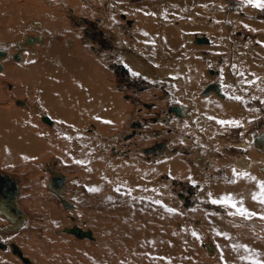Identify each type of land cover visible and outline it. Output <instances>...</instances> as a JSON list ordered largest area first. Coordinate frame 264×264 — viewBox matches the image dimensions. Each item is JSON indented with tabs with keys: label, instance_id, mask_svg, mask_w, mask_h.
Masks as SVG:
<instances>
[{
	"label": "rangeland",
	"instance_id": "374dc122",
	"mask_svg": "<svg viewBox=\"0 0 264 264\" xmlns=\"http://www.w3.org/2000/svg\"><path fill=\"white\" fill-rule=\"evenodd\" d=\"M15 1L19 5L24 4L23 0H15ZM27 1L30 3L29 4L30 6L27 5V7H25V10L29 11V9L31 8V4L33 7L34 3H32L30 0H27ZM72 1H78L79 4L82 3L83 5H86L88 12L80 14L79 12H76L77 10L74 5L66 6V4L62 3L63 1L60 2V4L53 5L54 8H58L61 17L63 14L62 18L64 19L62 20H64L66 24H68L67 26L69 27V29H67L68 27L64 29L60 22L59 24L58 22H55L54 25L55 24L56 25L54 26L39 16H33L29 14H25L24 18L20 20V18H18V13L16 9H13V11H11L9 14L5 13L3 15L1 13L3 19L0 18V45H2V47L0 46V49H4L8 52V54H6V56L3 59H5L8 56L10 57L3 62L4 72L3 74H0V98H2L1 100L3 101L2 102L3 105L4 104L6 105V106L4 105L5 107L11 108L9 104L10 103L12 104L13 108L11 112L13 111L12 112L13 114L15 111L20 112V110H23L25 107V106H17L15 103H13V99L18 100V101L23 100L27 103V105L30 104L29 105L30 107L33 104L34 105L32 107H34L35 105H38L41 107V104L38 102L39 98L34 97L35 95L33 96L31 92L23 91L24 93L22 92L23 94L21 96L16 95L15 92L24 87L23 83L20 84L21 82H24V84L27 85V87L30 89L32 87L36 88L37 82L35 81L34 78H38V76H41L40 72L43 69V63L45 64V60H47L48 58L50 59L52 58V61H54L55 63L54 66L50 67L48 66V64H46L45 66L48 68L50 67L52 69L54 68L59 72L62 71L64 72V75L69 74V73L68 74L65 73V71L68 72L70 69H74V70H70L72 72L70 73L72 77L70 75L68 76L69 78L71 77L72 80H74L73 78H75L76 76V75H72L73 72H75L74 74H76V71H79L77 74L80 73V75H78L79 77L78 76L76 77V78H80L78 79V81L80 80L79 82L80 86L78 88H80L81 90L85 88L87 89L86 91H88L87 96H86L87 101L85 100L86 105H83L82 108L92 107L91 110L94 109L97 111L101 108L99 104L103 103V101L106 98H108V101L105 100L104 104H101L102 110L99 111V114L105 113L106 116L105 115H103V117L101 116L100 120L86 119L87 120L85 124L86 126L84 125L83 127H81L82 129H79V131L83 132L84 135H87L88 137H90L93 134L91 138H92V141L95 142L94 146L92 147L86 144L85 141H83L85 139L82 138V140L80 141L84 143L82 142H81L82 144L79 143L80 145L79 147L81 149L79 147L75 148L78 150L80 149V152H85L88 155L85 160L86 163L84 161L83 162H74V161L70 162L69 159L71 160V158L67 159L68 157H66V155L64 156L65 159H63L62 156L64 155V153L60 154L61 155L60 157L63 159L61 161V158L58 156V153L57 155H55L56 153L53 154L51 151H49V152L43 153V156L40 154V159H37L34 162L32 161L22 162V163L15 162L14 165L8 166V167L6 166L4 167L0 165L1 175L8 176L9 178L11 177L17 180V185H19L18 186L19 192H21L20 194H18L19 195L18 196L19 200L17 203L18 208L20 207L19 209L20 210L22 209L21 211L23 212L24 215H26V218H27L26 220H28V221L26 220L24 221L25 224H23L17 230V233L15 234H11L9 236L8 231L6 232L5 235H2L0 232V238H1L0 240H2L3 238L4 239L7 238V240H5L4 242L6 243L9 242L11 244L13 243V245L17 246L18 248L20 247L19 249H22V251L24 252L23 254L26 255V256L24 255V257L28 258L33 264H206L208 262H214V261L221 259V255H222L221 250H220L221 248H219L218 246L219 242L214 238V234L217 235V232H218L220 234L218 236V239L221 238L220 240L222 242V245H224L223 243H225V240H229L228 246L230 245L229 249L231 248V251L233 249L236 250L235 248H239L237 247L239 246L238 243L240 244L239 249L244 248V246H246L247 244L256 245V243H258L260 246L258 244L256 246H259L260 248L258 249H261V251H263V252H260L262 254L261 256L263 257L264 242H262L263 244L262 246L260 241H264L263 240L264 239V227H263L264 219H261V217H264V204L259 203L260 189L256 186V184L257 182H264V179H263L264 174L258 173V172L256 173L254 171L245 172L248 174V176H246L248 179L246 177H243L242 178L243 181L240 182V186L238 187V185L236 184V179L239 180V178L238 176L233 175V172H231L230 170L232 167L229 168L228 167L229 165L227 163L237 160L235 158H237L239 155L241 156L252 155L253 156V154H256L255 148L253 147L251 148V150H253L252 152L254 153H250V152L247 153L245 152V150H242L241 148L237 147V145H239L237 144V142H239L240 139H242V141L244 139H247V140H251L250 142H252L254 145L255 142L253 141L252 138H254L255 135H259L262 132L264 133V117H260L261 115L259 116V118H263V119H260L261 121L257 119L258 117L255 118L256 116L254 117L256 121H254L253 119H249L248 121L249 123L247 124L248 126L246 125L245 127L246 131L244 132L242 131L240 125L234 124L233 127L235 128L233 129L235 130L234 131L235 136H233V138H230L231 136L229 135V137H227L226 139H222V136H221L222 134H218L220 133L218 131L222 129H223L222 131H224L225 128L231 129L230 128L231 126H228V124L221 125L217 123V121L214 122L210 120L211 122H209L210 123L209 126L212 129L211 128L209 129L212 130L210 131L212 132V136H208V137H210L212 141H210L208 138L209 142L206 145L204 144V142L202 141L200 142L199 138L197 140L196 134L198 133L197 131H194V129L192 128H191L192 131L190 130V125L188 124V122H186V127L183 125L185 124V122L182 124V126L185 127L184 131H179V132L174 131V129L177 127L174 125L175 128L174 127L172 128L171 124L173 125L172 122H175V121L178 122V121L173 120V117L176 118V115L168 114V107L169 106H179L185 109L189 108V105L187 106L186 102L183 100L182 102H179V103L177 102V99L174 101V98H173L174 90H172L173 93L170 92L172 89L171 87H174V89L178 88L177 86L180 82L178 80L179 77L178 76H175L177 78L171 77V79H169L170 81L167 80L166 82L162 81V83L161 82L159 83V80L158 82H156V80L152 79L149 75L148 76L150 78L147 77V73H146L148 72L147 67H145L144 69L142 68V70H140L141 73H137L138 75L134 76L133 73L135 72H133V70L129 66L126 65L127 62H125V60L127 59V56H126L127 54L128 56L132 58H135V57L142 58V59L145 58L146 62L148 61L147 63H150V60H151V59H148V57L146 58L145 57L146 55L144 56V54L141 53L142 49L140 50L141 51L140 52V51H137L134 46L130 45V42L135 38L133 31H131L133 28L132 26L135 24L134 20L135 18L138 17L139 13L134 14V13H131L129 10H128L129 12L124 11V9L125 10L127 9L124 8L123 6L125 4H128L129 8H133L134 4L138 2L143 3L144 0H128L127 2L125 0L124 1L118 0L119 1L118 8L121 7L118 9L119 11L118 20L121 24L113 25L114 27L108 25V23H110V21L108 20L110 19L108 18L107 20L106 18L108 11L111 12L110 18H113L112 14L113 13L115 14L116 12L114 11L117 10L115 6H111L110 3H108L110 0H86V2H88L89 4H86L85 0H81V1L71 0V2ZM179 1L184 2V0H179ZM185 1L188 2V6H186L188 10L187 12L188 15H186L187 17L183 16L182 21H185L186 26L190 25V26L203 27L202 30L200 28V30L197 31L196 33L190 34L189 40L191 39L195 41L196 36L197 37L204 36V37L209 38L210 42L212 43V44L210 43V45H204V44L194 45L193 43L195 47L199 46L198 53L193 52L192 54H187L189 58L190 57L195 58V60L198 62V63H195L197 68L200 66L197 70H198V77H201L200 78L201 85L206 84V83H213L214 81L216 82L217 80L219 82L221 80L220 76L218 77V74L210 75L207 71L208 68L216 69V70L218 68L214 66L215 61L213 58H217V64H215L217 66L222 64V65H225L224 67L228 66L230 68H234L235 66L232 65L228 57L231 55V53L232 54L238 53L237 49L241 51L243 50L247 51L245 54H248V57L252 58L251 69L249 70L246 68L243 69L242 74L244 75L245 79L249 81L248 82L249 84L251 83L250 84L251 86L253 85L254 87L256 86L257 88H259L260 85H264V82H262L263 84L259 83L260 76L264 74V52L255 53V48L257 50L258 48H260L259 40L264 37V31L251 34L243 26V24H245L246 22L257 23V24H261L262 26H264V9L252 7L251 4L247 2V0H210V1L209 0H185ZM14 5L15 4H13V7ZM19 5L18 7H21ZM93 8H96L97 11L93 12ZM0 10L2 11V9ZM24 12H27V11L23 10L21 14H23ZM95 13H101V14L97 16L95 15ZM190 14L191 15L193 14V17H189ZM194 15L197 17H195ZM122 16H124L125 18L123 19ZM11 18H13V20ZM32 19H38V21L41 22L42 24L41 35H42L43 45L40 47L39 46L31 47V48H34L35 51L40 52V55L37 58H28L27 54L24 52L25 59L22 62L16 63V61H14L13 57L11 56L12 54L14 56V54L18 52V50H16V46L14 45V43H21L22 40L26 37V35H29V34L37 35L34 31L35 27L33 26V24L30 27V22L32 21ZM58 27L59 29H57ZM139 41L143 43L142 40H139ZM127 42L129 43V45ZM165 42L167 41H164V43ZM152 43H153L152 41H150V43H146L145 47H147L149 50L152 48L150 51L152 52L154 51L153 53H155V55L159 57L160 54L158 52V48L154 43L153 44L155 46L152 45ZM174 43L176 42H171L170 45L169 43H167L168 44L167 46H169L168 50L173 49V53L171 54L172 52L171 51L169 54H166L165 58H162L163 59L162 62L164 61L167 62L168 60L166 59L167 55L168 57L176 56V54L178 53L177 54L178 56L179 53L181 52L182 44L178 42L176 43L177 45H173ZM5 44L9 46L6 47L4 46ZM233 44L235 48L232 47L234 51L232 50L230 53L229 47L232 46ZM257 45L259 46L257 47ZM203 46L204 47L209 46V47L206 49ZM104 48H109V49H104ZM175 48L176 50L177 48H179L177 52ZM77 50L80 55L78 58H77V55H78ZM201 51H206V52H201ZM65 54L67 55L69 54L70 56L73 57V63L74 62L76 63L79 61L82 64H84L85 68L81 65L77 66L76 64H78L79 62L76 64H73L71 62L72 57H70L69 55L67 56ZM124 54L126 57L124 56ZM201 54L203 55V58L201 57L202 56ZM211 55H213L212 59L214 63L211 61L209 62L205 61L207 59L204 57H207V56L210 57ZM66 56L69 59L68 58L63 59ZM232 56H235V55H232ZM253 56L255 57L253 58ZM61 57H63L62 58L63 60L61 59ZM56 58L61 60L59 64L56 63V61L58 60L57 59L55 61ZM218 60H221L222 63ZM151 62H153V60ZM246 62H247V58H246ZM230 63L232 66H230ZM120 64H122L124 68H126L127 70L126 73L121 74L118 72V65ZM95 66L98 68H95ZM13 69L14 71H12ZM9 70L12 71L13 73H12V76H9V78H7L9 75L8 74ZM82 70H83V75L81 74ZM92 71H94V74L92 73ZM62 72L61 74H63ZM202 73H205V78L202 76L203 75ZM14 76L16 77L14 79H11ZM94 77H96L97 79ZM231 77H232V74H231ZM251 77L253 79H251ZM249 79L251 81L255 80L254 81L255 83L250 82ZM247 81L245 82L243 80L244 83H247ZM7 84H10L12 86L11 90L8 89ZM231 84H233L232 80H231ZM233 85H232V88L233 87L235 88V86ZM99 86H101L102 88ZM88 87H90V89ZM96 88L99 90L98 92L95 90ZM24 89L25 88H23V90ZM30 89H27V90H30ZM222 89L223 91H225L224 87ZM102 93H105V94H102ZM211 95H210V98L215 97L214 94L213 96ZM260 95H264V92H262ZM105 96L106 98L103 99V97ZM225 97L226 98L222 100H225L228 103L230 100L236 101V103L239 102V105L242 106V109H243V110H240L242 111V114H245V112H247V114L250 113L251 111L254 112V110L256 109V106L261 104L260 99H254V101H252L251 99L247 97L245 98L244 95L243 97H239V99H236L237 96L235 95H229V96L227 95ZM77 98L79 97L74 96L73 98H71L70 101L68 100L67 102L69 104L65 102L63 103L62 101L59 100L60 103L58 104L61 106L59 109L63 110L64 112L65 111L68 112L70 109H72L73 106L76 105L75 103H73L75 102L73 99L80 102ZM81 99L83 100L85 99V97ZM99 99H102V102H99L98 104L97 101H99ZM216 100H219V99L217 98ZM109 101L111 103L117 102L120 105L117 103L115 104L112 103V107H111L110 106L111 104L110 105L107 104V102ZM78 104L79 103H77V105ZM77 105L75 107H77ZM78 106L81 107L80 105ZM75 107L73 108L79 111L80 108L78 107L79 109L78 108L76 109ZM258 108L260 109V106ZM261 108H263V106ZM110 110L112 111L114 110V111L110 112ZM116 110H118V112ZM42 112L49 119H51L50 115L47 112L45 111H42ZM67 112L65 113L68 119L71 116L69 115V113L67 114ZM116 112H117V115H116ZM120 112H123L122 115ZM219 112L222 113L223 111H219ZM119 113L121 117H119L120 116ZM261 114H262V111H261ZM115 117L118 119V121H115L117 120L115 119ZM33 118H34L33 120H35L36 122H39L42 126L44 125L42 124L41 120H38L37 118L36 120L35 117ZM178 118H182V117L178 116L176 119ZM52 120L54 119H51L50 121L52 122ZM55 121L56 120H54V122ZM137 121L138 123H140V127L134 128L135 133H136L135 137L133 139V142H129L131 138L128 137L125 139V134L130 133V129L132 128L133 122H137ZM62 125H64L68 129H74V126L70 124H66V122H64V124ZM233 129L231 130L232 132H233ZM186 130H188V132ZM189 131H191V133ZM201 131L202 132H199V133H204L205 135V132L203 130ZM231 131H227V132L230 134ZM94 134H96V136H94ZM193 134L194 136L196 135L195 138ZM191 135L194 140H190V138H188V137H191ZM53 138L54 140H58V141L61 140L63 142V138L60 139L56 134H54L52 139ZM179 139L181 141L184 140V142H181ZM213 141L216 144L218 141L223 144L225 143V144L222 145L221 143L220 144L218 143L217 147L208 149L210 147L208 145L212 144ZM156 144H162V147H165L167 145L168 150L170 148H175V150L177 149L178 151L176 150V152L174 153H177L178 155L172 154L170 152L167 153L168 150H166V153H164L162 157L160 155L154 156L155 154L154 151L161 150L162 148L161 149L156 148L155 150L153 149L149 154H146L147 152L145 150L154 148ZM95 146H97V148L102 152L104 150L107 154V157H105L106 159L104 157H101V159H99V161L102 162L101 172L102 174H105L103 180H106L107 178L109 180H112L113 182H119V185H122V183L126 182V180L127 181L129 180L128 183L133 185L129 187L130 192L133 194L132 197L133 198L136 197L139 202L137 203L138 207H136L135 203H134V206L133 204L131 205L133 209H130V210L137 211V212L135 211L133 214L137 215V213L139 214L140 212H141L140 213L141 215L145 214V217L142 216V220H145L144 224L148 226L147 227L148 229H155L154 226L157 224L158 218L160 222L165 223V227L163 228L164 231L162 229L161 232H164V235H166L167 239L168 237H170V240L172 241L170 242L169 240H167V242L165 243L164 252L166 253L169 252V254L168 255L166 254L165 257L163 255H160L157 259L155 256L153 258V255L149 254L150 252L148 251L150 247V243L148 241H144L143 244L136 243L135 246H132L129 244L127 245L124 242L125 243L124 245L123 241L121 242L120 240H118L119 239L118 238L119 229L117 228L116 230V227L111 228L112 224H114V221H116L117 217L113 216V214H107L108 212L106 211L105 213H103L104 214L103 216L101 215L103 218L99 217L100 220L95 215L97 212L96 210L98 209H96V207L94 206L95 205L94 203L96 201L93 202L94 201L93 198L95 197L94 195L97 192H94V191L88 192L89 189L86 190L85 188L86 180L88 181L91 178V176L94 177L93 174L91 173L94 171L93 173L95 174L96 172L94 158H97V156H94V155H96L98 151ZM99 146L101 148H99ZM91 147L95 151H92ZM39 148H41L40 144H38V149ZM59 148L60 147H57V149ZM116 150L119 152L118 154L120 155H118L117 153L114 154V151L116 152ZM181 150L182 152L180 153ZM121 153L122 154L128 153V155H121ZM89 154L92 155L91 156V158H93L92 161H91V158L89 157ZM166 154L167 156L175 155L176 158L175 157L173 158L178 159V160L180 159V162H181L182 157L185 158L186 160H191V158L194 160L195 159L194 157L198 155L201 157L202 161L204 160V163L209 162L213 164L212 165L213 169L211 171L209 170L206 171L204 169L206 172L204 171V173H202L199 177H201L202 180L200 179V181L202 182L203 185H208L210 187V186H215L216 184V189L215 187H213V189L208 191V193L206 192L205 195H202L204 194L202 192L204 188H200L198 186L196 187V185H194V183L191 181L192 175L191 176L187 175L188 177L187 176L185 177L174 176L173 178L175 179H173V178H169L170 177L169 171H167L166 169V172H165L164 168H162L163 169L162 171L161 169L159 170L157 169V171L147 173L148 174L147 176H146V172L142 173L144 175L143 176L139 171L133 170L130 167L129 163L127 162H120V166H118L119 163H116L118 161L117 159L127 160L132 156L133 158L132 160H134V162H139V164L142 166H150V165H153L152 163L154 162V160L156 161V160H159V158L162 159V158L167 157ZM262 154H263L262 158L264 159V152H262ZM99 156H101V153ZM64 161H68V163ZM213 161L215 163H213ZM121 163H122V166L125 164L124 166L125 168L121 166ZM31 165L33 166V168ZM206 165L208 168L209 164H206ZM183 166L184 165H182L181 168H183ZM86 168L89 169V171H86ZM49 169H53V170L55 169L57 171H60V173L66 177L67 181H66V186L64 189V197L68 199L74 205L73 210L69 211L63 208L61 204L59 203V200L57 199V197L54 195V193L46 189L45 184H44L46 182V176L43 173L46 174V172H48ZM183 170H187V169L183 168ZM188 170L191 172L192 170L196 171L192 167H189ZM188 170L186 173H189ZM107 172L109 173V175ZM127 172L130 173L132 177L129 176L130 174H128ZM252 173L254 176L252 175ZM84 174L86 175L84 176ZM88 174L90 176H88ZM128 177H131V178L127 179ZM249 177H254L255 179L253 180V179H250ZM118 178L119 179L121 178V179L119 180ZM113 179H116V180H113ZM121 180L123 181L121 182ZM136 181L138 182V184L139 183L141 184L138 185ZM151 181L152 183H155V184L150 183ZM177 181H179L178 184H177ZM232 181H235V182L233 183ZM162 182L165 185L162 184ZM145 185L147 187H145ZM153 185H155V188ZM186 186H187V189L185 190ZM217 186H221V187L226 186V188L229 190L228 191L229 193L227 192L228 193L227 194V193L221 192L219 188L217 189ZM111 187L112 188L109 190H112V192L110 193L106 192V196L104 197L105 201L109 203V204L107 203L108 206L105 207V210L106 208H109V205H111V208H112V206H118L120 204L119 207H121L124 204L123 199L126 198L125 195H129L130 193L129 191H123L124 189L121 188L122 186H116V187L111 186ZM113 187L116 189L119 188V191L115 190L116 193H114L115 191ZM159 187H161L162 190ZM189 187L192 189L191 193H188ZM247 188L248 189L251 188V189L248 190ZM242 189L244 191L246 190V192H243ZM122 191L124 192V196H123ZM133 192H135L136 194ZM89 193H90V196H89ZM113 193L118 194V197H115ZM209 193L211 194V197L209 196ZM121 194L123 198H121L120 196ZM254 194H257V200H253L252 197ZM91 195L94 196L92 197V199H91ZM107 195L109 196L107 197ZM112 195L114 197H111ZM181 195L183 196V198ZM163 196L166 198V200ZM203 196L204 197L206 196V197L204 198ZM222 196H231L234 202H239L238 199L243 198L245 199L246 203L248 202L249 206L250 205L254 206L255 208L254 210L256 211L248 210L249 212L254 213L253 216L247 219L248 221L250 220L249 225H247L245 219L241 217L240 215L238 214L229 215L230 212H235V208L211 203V199H219ZM236 196H239V198L235 199ZM160 197L161 198L163 197V198L161 199ZM184 198H187L190 201L192 199L195 203L191 201L192 206L187 207V205L184 202ZM201 198H204V199L200 200ZM243 199L240 201H243ZM88 200H89V203H88ZM245 201L243 202L244 204H245ZM249 202H251V204ZM243 203L240 204V206L241 205L243 206L244 205ZM139 204L141 205L139 206ZM143 205L144 207L142 208L141 206ZM139 208L141 211L139 210ZM244 208L246 209V206ZM142 211L144 212V214ZM50 212H52L55 215V218L58 217L57 218L58 220H56V222H53V225L51 224L52 218L50 217L51 216ZM155 213L157 216H155ZM140 214L139 216H141ZM68 217L74 218L75 221L77 222L73 223V221L69 219ZM253 221L254 223L256 222V224L257 222H259L262 228L260 226L259 227L253 226ZM4 223L8 225L6 221H4ZM96 223L99 224V226ZM75 224L78 225L79 226L78 228H80L84 232L89 230L91 234L93 235L92 237L94 238V241H89L87 239L80 240L69 234H63V233H60L59 235L55 234V231H62V229L71 228V226ZM149 225H151V228H149ZM97 226L100 232L101 231L103 232L104 230H106L105 231L106 233L105 232L101 233L100 237L102 238L100 239L97 235L98 233L97 232L98 230L96 229ZM0 229L2 230L4 228L0 227ZM255 230L261 233H258ZM124 231L125 230H123V234L125 233ZM238 231L240 232L238 233ZM139 232L141 231L139 230ZM193 233H195L196 236H194ZM236 233H238L239 235ZM102 234H105V235L102 236ZM114 235L115 236L117 235V237L115 238ZM140 235L141 234H138L135 236L137 237ZM256 236H258V238H256ZM255 238L257 239V242H255L256 241ZM136 239L146 240L144 237H137ZM230 239L231 240L235 239L234 241L235 243L232 241L234 245L231 243ZM207 240H210L211 243L215 244V248L217 249L216 253L214 252L213 254H210V251L208 252V250L203 247V243ZM253 241L255 244L253 243ZM241 244L243 247L241 246ZM170 249L172 250V252L170 251ZM8 252L9 251H7V253H4V255H6L4 257L2 255L3 253L0 252V264H19V263L25 264L19 259L18 261L17 259L13 258L12 256L14 255ZM256 260L258 261V264L260 263L264 264V261H263L264 258L256 259Z\"/></svg>",
	"mask_w": 264,
	"mask_h": 264
},
{
	"label": "bare ground",
	"instance_id": "6f19581e",
	"mask_svg": "<svg viewBox=\"0 0 264 264\" xmlns=\"http://www.w3.org/2000/svg\"><path fill=\"white\" fill-rule=\"evenodd\" d=\"M32 3H34L33 7H32V4H31V8L28 10H25V7H27V5H29L30 3L27 1V0H23L24 4L23 5H19L15 0H0V9H2V11L0 10V18H2V14L4 15L5 13L9 14L11 11H13V9H16L17 13H18V18H20V20L22 18H24L25 14H29V15H33V16H39L41 18H43L45 21H48L50 24L54 25L55 22H59L61 23L62 27L65 29L67 28L68 24H66V22L62 19L63 17V14H62V17L60 15V12L58 10V8H54L53 5L54 4H60V2L66 4L67 5H74L76 7V12H79L80 14L82 13H86L88 12L87 10V6L86 5H83L82 3L79 4L78 1H72L71 0H30ZM36 1V2H35ZM81 1V0H80ZM121 1H124V0H121ZM126 2L128 0H125ZM210 1V0H209ZM15 2V3H14ZM86 2V0H85ZM119 1L118 0H110L108 3H110L111 6H115L117 10H115L114 12H116L115 14L113 13L112 17L113 18H110L111 17V12L108 11V16L106 15V18L108 20V18L110 20V23H108L109 26H112L114 27L113 25H118V24H121L118 20V15H119V11L118 9L121 8L119 6ZM61 3V4H62ZM191 3V2H190ZM194 3V2H192ZM208 3V2H207ZM13 4L14 7H13ZM86 4H89L88 2H86ZM91 4V3H90ZM212 4V2H211ZM21 6V7H18ZM30 6V5H29ZM57 6V5H56ZM60 6V5H59ZM95 6V5H94ZM124 8H126L127 10L124 9V11H127V12H131V13H139L138 17L135 18L134 22L135 24L132 26V30L133 33H134V36L135 38L130 42V45L134 46L136 48L137 51H140L142 49V52L144 54V56L148 59H151L150 60V63H147L146 60H143L142 58H138V57H135V58H132L130 56H128V54L126 55L127 56V59L125 60L126 65L129 66L133 72L135 73H141L140 70H142V68L144 69L145 67H147V65L149 64L151 67L155 68L157 70V73L159 74H156L157 76L154 77L153 76V73L151 71H148L146 72L147 73V77H151L152 79L156 80V82H158L159 80V83L162 81H170L169 79H171V77H175V76H178V80L180 81L179 84H178V88L174 89V87H170L172 88L170 92L173 93L172 90H174V101L177 99V102H182L185 101L187 106L189 105V110L188 109H185L183 107L182 108V112H183V115L182 116H179V117H182L181 119H176L178 116L176 115V118L173 117V120H177L178 122H172L173 125L171 124V127L173 128L174 125L177 127L174 129V131L176 132H179V131H184L185 127H186V122H188V124L190 125V130L191 128L194 129V131H197L198 134H196V138L198 140H200V142H204V144L206 145L209 141H208V133H207V129L206 128H211L209 125L211 122L209 119V117H213L212 115H215L218 119H222V120H228V119H224L226 117H231L233 118V114L236 115L238 112H241L240 111V106H238L237 104H235V107L231 106V104L229 103H226L228 104L227 106L224 107L223 105V109H220L218 106V104L222 105L224 104L226 101L225 100H222V99H225L226 97L225 96H229V95H235L237 97H244L246 98H249L251 99L252 101H254V99H260V102L263 105V100H264V95H260L262 92H264V85H260L259 88H257L256 86L254 87L253 85L251 86L245 79V77L243 78L241 73H243V69H251V65H252V58L251 57H248V54H244V58H247V62H243L242 65H236L234 68H237L240 67L241 68V73L240 71L238 70V76L240 77L241 81H247V83H244L242 82V88L240 90H236L234 87L232 88V85L231 84V74L233 73L232 69H230V67H224L225 65H215L217 64V58H213V55H211L210 57H204L206 58L207 60L205 61H211L213 62V59L215 61V64L214 66H216L217 70L216 69H213V71H215L214 74H218V77L220 76V81L218 82V80L213 83H217V86H218V91H219V94H216L215 91L213 90H209L207 93H204L203 92V88L209 84V83H206V84H203L201 85V77H198V67L196 66L195 63H198L195 58H192L189 56H187V54H192L193 52H197L198 53V47H195L194 45H200V44H204V45H210V40L209 38L207 37H201L204 39V42L202 43H197L196 42V39L195 41L193 40H189V35L192 34V33H196L197 31L202 30L203 27H200V26H186L185 25V21H182L183 20V16L187 17L186 15L188 10L186 8V6H188V2L184 0V2H180L179 0H144L143 3L142 2H138L136 4L133 5V8H129V5L128 4H125L123 5ZM185 6V7H184ZM38 7V8H37ZM58 7V6H57ZM73 7V6H72ZM131 7V6H130ZM64 8V7H63ZM70 8V7H68ZM190 8V7H189ZM134 9V10H133ZM24 11H27V12H24L23 14H21L22 12ZM43 10V11H42ZM129 10V11H128ZM212 10V9H211ZM94 11H97L96 8H93V12ZM63 12V11H62ZM61 12V13H62ZM125 12V13H127ZM193 12V11H192ZM2 13V14H1ZM70 13V11H69ZM102 13V12H101ZM101 13H95V15H100ZM104 13V11H103ZM106 13V12H105ZM124 13V12H123ZM92 14V13H91ZM127 16V15H126ZM195 16V15H194ZM65 17V16H64ZM189 17H193V14L189 15ZM197 17V16H195ZM122 18L124 19L125 17L122 16ZM127 18V17H126ZM200 18V17H199ZM214 18V17H213ZM219 18V17H217ZM3 19V18H2ZM13 20V18H11ZM66 19V18H65ZM42 20V19H41ZM197 20V19H196ZM217 21V20H216ZM189 23V22H188ZM186 23V24H188ZM192 23V22H191ZM35 27L34 28V31L37 35H34V34H29V35H26V37L22 40L21 43H14V45L16 46V50H18V57L17 59H14V56L13 54L11 55L14 59V61H16V63H19V62H22L24 59H25V56H24V52L27 54L28 58H37L39 55H40V52L38 51H35L34 48H31L32 46L36 47V46H42L43 45V41H42V35H41V30H42V24L41 22L38 21V19H32V21L30 22V27L32 26ZM106 24V23H105ZM56 25V24H55ZM54 25V26H55ZM130 25V24H129ZM244 28H246L248 30V32H250L251 34H254V33H259L261 31H264V26H262L261 24H257V23H251V22H246L245 24H243ZM59 29V27L57 28ZM69 29V27L67 28ZM66 29V30H67ZM68 31V30H67ZM145 33H147V35H145ZM12 35V33H11ZM79 35V34H78ZM196 35V34H195ZM71 36V35H70ZM28 37H31L33 38V40L31 42H28L26 43V39ZM81 37V36H80ZM15 40V39H14ZM13 40V42H14ZM75 40V39H74ZM139 40H142V42H140ZM150 41H152L158 48V52L160 54V56H156L155 53H153L152 51H150L152 48L150 46V50L145 47L146 46V43H150ZM164 41H167L164 43ZM171 42H176V43H181L182 44V51L181 50V54L179 53V55L177 56H169L168 55L166 56V61L162 62L163 59L162 58H165V55L166 54H169L171 51V54L173 53V49L172 50H168L169 46H167L169 43ZM218 42V41H217ZM128 43V42H127ZM126 43V44H127ZM152 43V45H154ZM164 43V44H163ZM176 43H174L173 45H177ZM194 43V45H193ZM212 44V43H211ZM225 44V43H224ZM264 37L261 38L259 40V45H260V48H258V50L255 48V53H263L264 52ZM129 45V43H128ZM154 45V46H155ZM257 45V47L259 46ZM2 47V45H0ZM4 46L8 47L9 45L5 44ZM102 46V45H101ZM223 46V45H222ZM38 47V48H39ZM178 47V46H177ZM181 47V46H180ZM179 47V48H180ZM204 47V46H203ZM202 47V48H203ZM209 46L207 47H204V48H208ZM213 47V46H212ZM210 47V48H212ZM128 48V47H127ZM172 48V46H171ZM177 48V50L179 49ZM209 48V49H210ZM104 49H109V48H104ZM2 51H5V55L0 59V62H1V69H0V74H3L4 72V64L3 62L8 59L10 56L6 57L5 59H3L6 54H8V52L4 49H0ZM47 50V49H46ZM128 50V49H127ZM176 50V48H175ZM174 50V52H175ZM176 50V52H177ZM231 51V48L229 49ZM233 50V49H232ZM67 51V50H66ZM136 51V53H137ZM234 51V50H233ZM244 51V50H243ZM201 52H206V51H201ZM247 51H244V53H246ZM254 52V51H253ZM75 53V52H74ZM77 53H78V50H77ZM217 53V52H216ZM254 53V54H255ZM71 54V53H70ZM142 54V55H143ZM175 54V53H174ZM239 54V53H238ZM250 54V53H249ZM67 55V54H65ZM69 55V54H68ZM67 55V56H68ZM198 55V54H197ZM202 55V54H201ZM200 55V56H201ZM260 55V54H259ZM48 56V55H47ZM61 57V59H65V58H68V57ZM70 56V55H69ZM75 56V55H74ZM79 53L77 55V58L79 57ZM125 56V54H124ZM125 56V57H126ZM143 56V57H144ZM250 56V55H249ZM54 57V56H53ZM72 57V56H70ZM124 57V58H125ZM199 57V56H198ZM203 58V55L201 56ZM217 57V56H216ZM255 56H253L254 58ZM48 58V57H47ZM213 58V59H212ZM46 59V58H44ZM58 58L55 59V61L57 60ZM62 59V60H63ZM69 59V58H68ZM145 59V58H144ZM238 59V58H237ZM124 60V59H123ZM153 60V62H151ZM165 60V59H164ZM50 61V62H49ZM52 58H48L47 60H45V64L43 63V69L41 70V76H38V78H34L35 81L37 82V87L36 88H28L27 85L24 84V82H19L20 84L23 83L24 87L25 88L23 90L22 89H19L18 91L15 92L16 95L18 96H21L24 92H31L33 94L34 97H38L39 98V103L41 104V107L38 106V105H35L34 107H30L29 105H27V103L25 101H18V100H14L13 99V103H15L17 106H25L24 107V111L23 110H20V112H14V114L11 112L12 110V104L10 103V107H5L3 105V101L1 100L2 98H0V165L1 166H12L14 165L15 162H19V163H22V162H29V161H32L34 162L35 160L37 159H40V154L43 156V153H46V152H49L51 151L53 154L56 153L55 155H57L58 153V156L60 157L62 153H64V155L62 156L63 159L64 156L66 155V157H68L67 159L71 158V160L69 159V161H74V162H85L86 163V158H87V154L85 152H80V145L79 143H81L82 141V138L85 139L83 141H85L86 144H88L89 146H94L95 142L92 141V138L91 135L90 137H88L87 135H84L83 132L79 131V129H82L81 127H83L85 124H86V119H93V120H100V117L103 115H105V113L103 114H99V111H101L102 109V106L101 104H104L105 100L108 101V98H106L103 103H100L99 102H102V99H99L98 104L100 105V109L99 110H94L91 108H82L83 105H86L85 104V100H86V96H87V93L88 91H86L87 89L83 88L82 90L80 88H78L80 86V80L78 81V79L80 78H76L79 74H77L79 71H76V74H74L75 72H73L72 75H76L75 78H73L74 80L71 79V75L70 73H72L70 70H74V69H70L68 72H66L65 70V73H69L68 75H64V72L62 71H57L56 69H52L50 68L51 66H54V61H52ZM58 61V62H57ZM56 63L59 64V62L61 60H57ZM71 61V59H70ZM76 61V60H75ZM222 63L221 60H218ZM227 61V60H226ZM67 62V61H66ZM65 62V63H66ZM73 63V57H72V61ZM79 62V61H78ZM76 62V63H78ZM166 62V63H165ZM210 62V63H211ZM219 62V63H220ZM257 62V61H255ZM75 62L73 64H76ZM81 63V62H79ZM76 64L77 66L78 65H81L85 68L84 64ZM214 63V62H213ZM254 63V62H253ZM48 64V66H50L49 68L46 67L45 65ZM56 64V65H57ZM239 64V63H238ZM72 65V64H71ZM232 65H233V62H232ZM235 65V64H234ZM25 66V65H24ZM74 66V65H73ZM76 66V67H77ZM58 67V66H57ZM75 67V66H74ZM29 68V67H27ZM46 68V69H45ZM48 68V69H47ZM82 68V67H81ZM95 68H98L95 66ZM129 68V69H130ZM233 68V69H234ZM255 68V67H254ZM253 68V69H254ZM257 68V67H256ZM15 69V68H14ZM14 69L12 71H14ZM45 69V70H44ZM83 69V68H82ZM209 69V68H208ZM219 69H224L222 70L221 72L219 71ZM263 69V67H262ZM37 70V69H36ZM60 70V69H59ZM62 70V69H61ZM76 70V69H75ZM78 70V69H77ZM12 71H8L9 75L7 78H9V76H12ZM81 71V70H80ZM90 71V70H89ZM231 71V73H230ZM254 71V70H253ZM61 72L63 74H61ZM165 72V73H164ZM251 72V71H249ZM92 73L94 74V71H92ZM91 73V74H92ZM99 73V72H98ZM143 73V72H142ZM245 73V72H244ZM23 74V73H22ZM81 74L83 75V70L81 72ZM201 74V73H200ZM203 77L205 78V73H202ZM207 74V72H206ZM236 75V72L234 73ZM249 74V73H248ZM253 74V73H252ZM18 75V74H17ZM16 75V76H17ZM71 76L70 78L68 76ZM149 75V76H148ZM169 75V76H168ZM211 75V74H210ZM259 75V74H258ZM16 76L12 77L11 79H14ZM216 76V75H215ZM244 76V75H243ZM79 77V76H78ZM149 77V78H150ZM247 77V76H246ZM18 78V77H17ZM25 78V77H23ZM96 78V77H94ZM177 78V77H175ZM216 78V77H215ZM214 78V79H215ZM225 78V79H224ZM237 78V77H236ZM250 78V77H249ZM257 78V77H256ZM254 78V79H256ZM259 78V76H258ZM21 79V78H20ZM38 79V80H36ZM90 79V78H89ZM93 79V78H92ZM97 79V78H96ZM217 79V78H216ZM251 79H253L251 77ZM22 80V79H21ZM19 80V81H21ZM250 80V79H249ZM259 83L263 84L262 82H264V74L260 76V79H259ZM34 81V82H35ZM78 81V82H77ZM82 81V80H81ZM213 81V80H212ZM224 81V82H222ZM240 81V80H239ZM255 80L251 81L250 82H254ZM84 82V81H83ZM172 82V81H171ZM186 82V83H185ZM211 82V81H210ZM97 83V82H96ZM185 83V84H184ZM225 83V84H223ZM255 83V82H254ZM79 84V85H78ZM99 84V83H98ZM184 84V85H183ZM36 85V83H35ZM225 89V91H223V87ZM259 85V84H258ZM29 86V85H28ZM164 86V85H163ZM234 86V85H233ZM241 86V85H240ZM239 86V87H240ZM7 87L9 90H11L12 86L10 84H7ZM85 87V86H84ZM96 87V86H95ZM101 87V86H99ZM184 87V88H183ZM21 88V87H20ZM87 88V87H86ZM90 89V87H88ZM102 88V87H101ZM99 88V89H101ZM200 88V89H199ZM27 89H30V90H27ZM61 89V90H60ZM80 89V90H79ZM92 90V89H91ZM97 92L99 91L97 88L95 89ZM105 90V89H104ZM103 90V91H104ZM176 90V91H175ZM199 90V91H198ZM24 91V92H23ZM81 91V93H80ZM23 92V93H22ZM102 92V91H101ZM93 93V92H92ZM95 93V91H94ZM115 93V92H114ZM98 94V93H97ZM100 94V92H99ZM102 94H105V93H102ZM212 94V95H211ZM213 94L215 95V97L213 98H210V95L213 96ZM31 95V94H30ZM29 96V95H28ZM79 97L77 98L80 102L76 101L75 99H73L75 102L76 105L77 103H79L78 105H80L81 107H79L77 105V107H75L76 109L78 108L79 111L75 110L73 107L72 109H70L69 107V111H65L67 112V114L69 113V115L72 117L68 118L67 119V115L66 113L63 111V110H60L59 108L61 107L58 103L59 100L62 101L63 103H68L67 101L71 100V98L73 97ZM101 96V95H100ZM200 96V97H199ZM202 96V98H201ZM27 97V96H26ZM85 99H81V98H84ZM118 97V96H117ZM116 97V99H117ZM206 99H205V98ZM220 100H216L217 98ZM236 97V98H237ZM15 98V97H14ZM33 98V97H32ZM204 98V99H203ZM210 98V99H209ZM221 98V99H220ZM29 99V98H28ZM34 99V98H33ZM111 100V99H110ZM87 101V100H86ZM114 101V100H113ZM243 101V100H242ZM77 102V103H76ZM90 102V101H89ZM110 102V101H109ZM107 102V104H111L110 106L112 107V103H117V102ZM30 103V102H29ZM72 103V104H73ZM87 103V102H86ZM92 103V102H91ZM189 103V104H188ZM215 103H217V105H215ZM233 103V102H232ZM69 104V103H68ZM70 104V105H72ZM89 104V103H88ZM113 104V106H114ZM119 104V103H117ZM225 104V105H226ZM239 104V103H238ZM66 105V104H64ZM106 105V103H105ZM108 105V107H109ZM120 105V104H119ZM220 105V106H221ZM234 105V103H233ZM255 105V104H254ZM69 106V105H68ZM123 106V105H122ZM127 106V105H126ZM256 106V105H255ZM260 104L256 107H259ZM260 106V110L262 111V114L264 115V110L261 109ZM39 107V108H38ZM66 107V106H65ZM85 107V106H84ZM88 107V106H87ZM106 107V108H108ZM110 107V109H111ZM124 107V106H123ZM128 107V106H127ZM239 107V108H237ZM21 108V107H19ZM23 108V107H22ZM42 110H41V109ZM237 108V109H235ZM64 109V108H62ZM121 109V108H120ZM195 110V111H194ZM197 110V111H196ZM223 111L222 113H220L219 111ZM42 111H45L47 112L49 115H50V118L51 119H54L56 120L54 122V120H52V122L50 121L51 119H49ZM114 111V110H113ZM112 110H110V112H113ZM118 112V110H116ZM98 112V113H97ZM106 112V111H105ZM117 112H116V115H117ZM124 112V110H123ZM123 112H120L121 115ZM255 112V111H254ZM253 111H251L250 113L247 114V112H245V114L242 115L245 116V120L246 118L247 119H253L254 121H256L254 119L257 118L258 120L260 119H263V118H259L260 115H257L256 113H254ZM12 113V114H11ZM101 113V112H100ZM109 113V112H108ZM119 113V115H120ZM107 114V113H106ZM114 114V113H113ZM129 114V113H128ZM169 115H175L174 113H169ZM68 115V116H69ZM112 115V114H111ZM118 115V116H119ZM121 115L119 117H121ZM187 115V116H186ZM241 115V114H240ZM106 116V115H105ZM186 116V117H185ZM35 117V119L37 118L38 120H41L42 124H44L43 126L39 123V122H36L35 120H33ZM48 118L50 122H45L43 119L44 118ZM117 117V116H116ZM115 117V119H117ZM172 117V116H171ZM185 117V118H183ZM262 117V115L260 116ZM125 118V117H124ZM214 118V117H213ZM231 118V119H232ZM36 119V120H37ZM111 119V118H110ZM113 119V118H112ZM214 120V119H213ZM239 120V119H238ZM106 121V120H105ZM115 121H118L115 120ZM133 121V120H131ZM172 121V120H171ZM231 121V120H229ZM247 121V120H246ZM261 121V120H260ZM64 122H66V124H70L72 126H74V129H68L66 128L64 125ZM108 122V121H107ZM128 122V121H127ZM185 122V124H183ZM215 122V121H214ZM61 123V124H60ZM134 124L136 122H133ZM181 123V124H180ZM243 123H245V121H243ZM249 123V122H248ZM247 123V124H248ZM182 124L185 126L183 127ZM199 124V125H198ZM245 124V125H247ZM251 124V123H250ZM142 125V124H141ZM86 126V125H85ZM140 124H138L137 126L135 125H132V127H139ZM248 126V125H247ZM213 127V126H212ZM72 128V127H71ZM234 128V127H233ZM244 128V127H242ZM212 129V128H211ZM211 129H209V136H212V131ZM245 129V128H244ZM243 129V130H244ZM201 130H203L205 132V135L204 133H199V132H202ZM223 130V129H222ZM222 130H219L218 132L222 133V132H225V131H222ZM227 130V129H226ZM188 132V130H186ZM192 131V130H191ZM191 131H189L191 133ZM90 132V131H89ZM186 132V133H187ZM99 133V131H98ZM184 133V132H183ZM219 133V134H220ZM54 134H56L60 139L63 138V142L61 140H54V138L52 139V137L54 136ZM134 133H130V134H127L125 136V139L130 137L131 135H133ZM227 134V132L225 133ZM262 134V135H260ZM259 135H255L253 139V141L255 142V144L253 145L252 142H250L251 140H247V139H244L239 145H237L238 148H241V149H244L245 152H250V153H254L252 152L253 150H251V148H255L256 149V154H253L252 155H247V156H241L239 155L238 156V159L239 158H244V159H241V160H235V161H232V162H229L227 163L229 166V168H231V172H233V170L236 171V173H245V172H250V171H254V172H258V173H263L264 174V159L262 158V152H264V133H260ZM61 135V136H59ZM66 137H65V136ZM84 135V136H83ZM98 135V134H97ZM186 135V134H185ZM64 136V137H63ZM94 136H96V134H94ZM194 136V134H193ZM194 136V138H195ZM206 136V137H205ZM228 136V135H226ZM261 136V137H260ZM225 137V136H224ZM250 137V136H249ZM94 138V137H93ZM190 138V140H194L192 138V135L191 137H188ZM207 138V139H206ZM251 139V138H250ZM94 140V139H93ZM177 140V139H176ZM180 140V139H179ZM80 141V142H79ZM175 141V140H174ZM181 141V140H180ZM181 142H184L181 141ZM224 142V141H223ZM84 143V142H82ZM81 143V144H82ZM91 143V145H90ZM100 143V142H99ZM194 143V142H193ZM38 144H40V147L38 149ZM195 144V143H194ZM220 144V143H219ZM222 144V143H221ZM225 144V143H224ZM78 145V146H77ZM157 145V144H156ZM164 145V144H163ZM212 144L208 145V146H211ZM223 145V144H222ZM63 149H62V147ZM101 146V145H100ZM99 146V148H101ZM57 147H60L59 149H57ZM80 148L79 150L78 149H75V148ZM87 147V145H86ZM91 147V148H92ZM98 153H96V155L94 156H97V158H94V163H95V174L92 172L91 174H93L94 177L91 176V178H87L89 179L88 181L86 180L85 182V188L86 190L88 189H96V191L94 192H97L94 196L91 195V199L92 197H94V201L95 202L94 206L96 207V216L97 218L99 219V217L101 218L106 212H108L107 214H113V216H116L117 219L116 221H114V224H112V227L111 228H115L116 227V230L117 228L119 229V236H118V240H120L121 242L123 241V243L125 242L127 245H132V246H135L136 243H139V244H143L144 241H148L150 243V247L148 249V251L150 252L149 254L153 255V258L154 256L156 257V259L160 256V255H163L165 257V255L169 254V252H164L165 250V243L167 242V240H169L170 242H172L170 240V237H166V235H164V232H161L162 229L165 227V223L164 222H160L159 221V218L157 219L158 222L157 224L154 226L155 229H148L146 226V224H144V221L145 220H142V216L145 217V214L143 212L144 215H140L137 213L136 214H133L136 210H130V209H133V207H131V205L133 204L134 206V203L136 204V207L137 206V203L138 202V199L135 197L133 198L132 197V193L130 192V189L129 187L133 186L131 184L128 183V181L126 180V182L122 183V185H119V182H113L112 180H109L106 178V180H103L104 179V176L105 174H102L101 172V169H102V162L99 161V159H101V157H107V154L106 152L103 150L100 151L97 146H95ZM157 147V146H155ZM197 147V146H196ZM202 147V146H201ZM213 147V146H212ZM162 148V149H161ZM85 149V147H84ZM82 149V150H84ZM157 149H161V150H156L154 151L155 154L154 156H158L160 155L162 157V155H164V153H166V150H168V146L166 145L165 147H157ZM61 150V151H60ZM63 150V151H62ZM177 150V149H176ZM175 148H170L167 153H172V154H177V153H174L176 152ZM184 150V149H183ZM251 150V151H250ZM262 152H261V151ZM92 151H95L93 148H92ZM147 153L150 151V150H145ZM178 151V150H177ZM50 152V153H51ZM91 152V150H90ZM182 152V150L180 151V153ZM260 152V153H259ZM95 153V152H94ZM101 153V156H99ZM118 154L119 152L116 150V152L114 151V154ZM259 153V154H258ZM49 154V153H48ZM93 154V153H92ZM122 154V153H121ZM189 154V153H188ZM68 155V156H67ZM120 155V154H118ZM178 155V154H177ZM92 155L89 154V157L91 158ZM93 156V157H94ZM167 156V154H166ZM187 156V155H186ZM194 156V155H193ZM88 157V158H89ZM151 157V156H150ZM164 157V156H163ZM175 157L174 156H167L165 158H159V160H154V162L152 163L153 165H150V166H142L139 164V162H134V160H132V156L127 159V160H123V159H117L116 163H119L118 166H120V162H127L129 163L130 167L133 169V170H137L139 171L141 174L142 173H145L146 172V176L148 175L147 173H151L153 171H157V169H161V171L163 170L162 168H164L165 172H166V169L167 171H169V175L170 177L169 178H173L174 176H177V177H185L187 175L191 176V181L194 183V185H196V187H200V188H204L202 190V192L204 194L202 195H205V193L208 191H210L211 189H213V187H215L216 189V184L215 186H208V185H203L202 182L200 181L201 177H199L202 173H204V171H211L213 168H212V165L211 163H207L206 160L204 163V160L202 161L201 160V157L196 155L194 158V160L191 158V160H186L185 158H181V162H180V159H175L173 158ZM61 158V157H60ZM73 158V159H72ZM61 158V161L63 160ZM93 158H91V161H92ZM106 159V158H105ZM82 160V161H81ZM103 160V159H102ZM53 161V160H52ZM90 161V162H91ZM96 161V162H95ZM99 161V162H98ZM186 161V162H185ZM212 161V160H211ZM64 162H67L68 161H64ZM69 162V163H70ZM183 168L187 169L189 167H192L193 169H195L196 171H189V173H186L187 170H183ZM204 163V164H203ZM213 163H215L213 161ZM90 164V163H89ZM88 164V165H89ZM203 164V165H202ZM206 164H209V167L207 168V165ZM217 164V163H216ZM21 165V164H20ZM87 165V166H88ZM97 165V166H96ZM221 165V164H220ZM32 166V165H31ZM52 166V165H51ZM94 166V165H93ZM121 166H122V163H121ZM125 164L122 166L124 167ZM73 167V166H72ZM149 167V168H148ZM202 167V169H201ZM33 168V166H32ZM49 168V167H48ZM91 168V167H90ZM125 168V167H124ZM234 168V169H233ZM21 169V168H20ZM93 169V168H92ZM115 169V168H114ZM205 169V170H204ZM228 170V171H230ZM86 171H89V169L86 168ZM85 171V172H86ZM185 171V172H184ZM205 171V172H206ZM109 172V171H108ZM107 172V173H108ZM128 173V172H127ZM208 173V172H207ZM45 176H46V182L44 183L45 184V187L47 190H49L50 192L54 193V195L57 197V199L59 200V203L61 204V206L67 210H73L74 208V205L64 197V189H65V186H66V177L64 175H62L60 173V171H57V170H53V169H49L48 172L43 173ZM83 174V173H82ZM130 174V173H128ZM135 174V173H134ZM161 174V173H160ZM1 175V174H0ZM86 174H84L85 176ZM109 175V173H108ZM125 175V174H124ZM138 175V174H137ZM140 175V174H139ZM143 175V174H142ZM204 175V174H203ZM253 175V173H252ZM2 176V179H6L8 178V180L10 179H14V178H9L8 176ZM83 176V177H84ZM88 176H90L88 174ZM126 176V175H125ZM129 176L132 177V175L130 174ZM144 176V175H143ZM254 176V175H253ZM261 176V175H260ZM82 177V178H83ZM127 177V176H126ZM131 177H128L127 179L131 178ZM188 177V176H187ZM134 178V177H133ZM140 178V177H139ZM204 178V177H202ZM239 180L236 179V184L238 185V187L240 186V182H242V178L238 177ZM247 178V177H246ZM245 178V179H246ZM45 179V178H44ZM119 179V178H118ZM121 179V178H120ZM119 179V180H120ZM126 179V178H125ZM142 179V178H141ZM175 179V178H173ZM187 179V178H186ZM194 179V181H193ZM248 179V178H247ZM246 179V180H247ZM264 179V178H263ZM113 180H116V179H113ZM134 180V179H133ZM136 180V179H135ZM147 180V179H146ZM202 180V179H201ZM109 181V182H108ZM123 180H121L122 182ZM248 181V180H247ZM106 182V183H105ZM131 182V181H130ZM135 182V181H134ZM137 182V181H136ZM183 182V181H182ZM180 182V183H182ZM14 183H15V186L17 188V194H16V200H14V205L15 207L18 208V200H19V195L21 192H19V188L17 185V180L14 179ZM108 183V184H107ZM126 183V184H125ZM144 183V182H143ZM149 183V182H147ZM152 183V181L150 182ZM159 183V182H158ZM167 183V182H166ZM179 183V181H177V184ZM196 183V184H195ZM246 183V182H245ZM249 183V182H247ZM125 184V186H124ZM138 184V182H137ZM141 184V183H139ZM138 184V185H139ZM152 184H155V183H152ZM161 184V183H160ZM162 184H164L162 182ZM127 185V186H126ZM157 185V184H156ZM165 185V184H164ZM251 185V184H250ZM111 186H122L121 188L124 189L123 191H129V195H125L126 198L123 199V202L124 204L119 207L118 206H112L111 208V205H109V208H106L105 210V207L108 206V202L105 201V196H106V192H112V190H109L111 189L112 187ZM124 186V187H123ZM137 186V185H136ZM144 186V185H143ZM154 188H155V185H153ZM159 186V184H158ZM163 186V185H162ZM114 191L116 188H114ZM145 187H147L145 185ZM248 187V186H246ZM161 188V187H159ZM193 188V187H192ZM195 188V187H194ZM219 188V190L223 193H227L229 190L226 188V186H217V189ZM119 189V188H118ZM138 189V188H137ZM164 189V188H163ZM240 189V188H239ZM248 189V188H247ZM251 189V188H249ZM248 189V190H249ZM109 190V191H108ZM162 190V188H161ZM165 190V189H164ZM104 193H103V192ZM122 191V192H123ZM133 191V190H131ZM136 191V190H135ZM141 191V190H140ZM139 191V192H140ZM156 191V190H155ZM160 191V190H159ZM166 191V190H165ZM200 191V190H199ZM243 192H246V190L244 191L242 189ZM90 192V191H88ZM138 192V191H137ZM116 193V191L114 192ZM113 193V194H114ZM121 193V192H120ZM135 193V192H133ZM155 193V192H154ZM165 193V192H164ZM188 193H190L188 191ZM197 193V192H196ZM199 193V192H198ZM229 193V192H228ZM227 193V194H228ZM128 194V193H127ZM136 194V193H135ZM215 194V193H214ZM238 194V193H237ZM236 194V195H237ZM87 195V194H86ZM110 195V194H109ZM107 195V197L109 196ZM115 197H118V194H114ZM131 195V196H130ZM139 195V194H138ZM200 195V194H199ZM230 195V194H229ZM89 196H90V193H89ZM121 198L122 197V194L120 195ZM123 196H124V192H123ZM137 196V195H136ZM143 196V195H141ZM182 196V195H181ZM106 197V198H107ZM111 197H114L113 195ZM164 197V196H163ZM162 197V198H163ZM204 197V196H203ZM206 197V196H205ZM204 197V198H205ZM242 197V196H241ZM161 198V197H160ZM161 198V199H162ZM165 198V197H164ZM183 198V196H182ZM204 198H201L200 200L204 199ZM238 199L239 196H236L235 199ZM108 199V198H107ZM118 199V198H117ZM116 199V201H117ZM243 199V198H242ZM241 198H239V202H241L240 200H242ZM125 200V201H124ZM166 200V198H165ZM187 200H188V203H187ZM111 201V199H110ZM109 201V202H110ZM113 201V200H112ZM162 201V200H161ZM192 202H194L192 199H191ZM191 201L187 198H185V204L187 205V207H190L192 206L191 205ZM245 201V199H243L242 203ZM249 201V200H248ZM88 203H89V200H88ZM91 203V202H90ZM108 203V204H107ZM117 203V202H116ZM119 203V202H118ZM121 203V202H120ZM195 203V202H194ZM193 203V204H194ZM251 204V202H249ZM93 204V203H92ZM244 204V203H243ZM141 204H139L140 206ZM246 206V209L247 211L248 210H253V211H256L254 210V206L252 205H248V202L246 203L245 201V204ZM243 205V206H244ZM240 206V205H239ZM242 206V205H241ZM242 206V207H243ZM244 206V207H245ZM131 207V208H130ZM142 208L144 207L141 206ZM243 207V208H244ZM20 208V207H19ZM18 208V209H19ZM91 208V207H90ZM135 209V208H134ZM230 209V208H229ZM258 209V207H257ZM22 210V209H21ZM95 210V209H94ZM140 210V208H139ZM138 210V211H139ZM233 210V209H232ZM104 211V212H103ZM141 211V210H140ZM163 211V210H161ZM137 212V211H136ZM249 212V211H248ZM151 213V212H149ZM257 213V212H256ZM50 218L52 220V223L50 221V223L53 225V222H56V220H58L57 218H55V215L50 212ZM102 215V216H101ZM155 216L156 213H155ZM262 216V215H261ZM69 219H71L74 222H77L75 221L74 218L72 217H68ZM103 218V217H102ZM109 218V217H108ZM26 215L23 214V212L21 211V213L19 215H14L13 219H8L7 217L3 216L0 214V227L1 228H4V229H0V232L2 235H5L6 232L8 231L9 233V236L11 234H15L17 233V230L23 225L25 224L24 221L26 220ZM95 219V218H94ZM100 220V219H99ZM4 221H6L8 223V225H6L4 223ZM28 221V220H26ZM93 221V220H92ZM244 221V220H243ZM247 225H249V221L247 219H245ZM215 222V221H214ZM27 223V222H26ZM216 223V222H215ZM219 223V222H218ZM252 223V222H251ZM97 224V223H96ZM244 224V222H243ZM10 225V227H9ZM51 225V226H52ZM99 226V224H97ZM209 225V223H208ZM238 225V224H237ZM73 226H76V227H79L78 225H73ZM98 226L96 227V229L98 230L97 232V235L100 238V235L101 233L105 232L106 230H104L103 232L99 231L98 229ZM114 226V227H113ZM253 226L255 227H259L260 224L259 222H256L254 223L253 221ZM226 227V226H225ZM231 227V226H230ZM261 227V226H260ZM264 227V226H263ZM72 228V226H71ZM149 228H151V225H149ZM195 228V227H194ZM249 228V227H248ZM262 228V227H261ZM80 229V228H79ZM122 231H121V230ZM84 230V229H83ZM109 230V229H108ZM111 230V229H110ZM123 230H125L124 234H123ZM139 230L141 232H139ZM231 230V229H230ZM145 231V232H143ZM164 231V229H163ZM256 231V230H255ZM85 232H90L89 230L85 231ZM138 232V233H137ZM231 232V231H230ZM240 231H238L239 233ZM243 232V231H241ZM258 232V231H256ZM263 232V230H262ZM60 233H63V234H69L71 236H74L75 238L77 239H87L89 241H94V238L92 237L93 235L91 234V238H88V237H78L76 235H74L73 233H69V232H65L64 229H62V231H55V234L56 235H59ZM106 233V232H105ZM108 233V232H107ZM218 233V232H217ZM225 233V232H223ZM221 233V234H223ZM234 233V232H233ZM236 233V234H238ZM258 233H261V232H258ZM138 234H141L140 236H137V237H144L146 240H138L136 239L137 237L135 235H138ZM213 234V233H212ZM241 234V233H240ZM105 234H102V236H104ZM233 235V234H232ZM235 235V234H234ZM239 235V234H238ZM218 236L219 235H215L214 234V238L219 242L218 246L219 248H221V259L220 260H217V261H214V262H208L206 264H251L252 261H256L258 262L256 259H263L264 258V255L263 257L261 256L262 254L260 252H263L261 251V249H258L260 248L259 244L256 243V245L258 244L259 246H256V245H249L247 244L246 247L249 249L248 252H245L244 251V248L242 249H239L240 248V244L238 242V245L237 247L239 248H235L236 250H232L231 251V248L229 249L230 245L228 246L229 244V240H225V243H223L224 245H222V242H221V238L218 239ZM242 236V235H241ZM28 237V236H27ZM114 237L116 238L117 235ZM230 237V235H229ZM244 237V236H243ZM6 238V237H5ZM9 238V237H8ZM114 238V239H115ZM236 238V237H235ZM248 238V237H247ZM256 238H258V236H256ZM255 238V239H256ZM1 239V238H0ZM4 239V238H3ZM0 240L1 243H3L5 245V247L2 249L0 248V252L3 253V257L6 256L4 255V253H7V251H9L8 253H12L14 256H11L15 259H19L20 261H22V259L16 254L13 252V243H6L4 242L6 239L4 240ZM214 239V240H215ZM250 239V238H249ZM213 240V241H214ZM262 240V239H261ZM264 240V239H263ZM117 241V240H115ZM209 241V242H208ZM231 243L232 241L234 242L235 239L231 240ZM147 242V243H148ZM216 242V241H215ZM244 242V241H243ZM242 242V243H243ZM257 242V239L256 241ZM259 242V240H258ZM261 244L262 242L264 241H260ZM124 243V245H125ZM152 243V245H151ZM217 243V242H216ZM235 243V242H234ZM254 243V241H253ZM113 244V243H112ZM211 245V250H208L207 247L208 245ZM233 244V243H232ZM255 244V243H254ZM222 245V246H221ZM234 245V244H233ZM237 245V244H236ZM242 246V244H241ZM263 246V244H262ZM17 247V246H16ZM203 247L206 248L208 250V252L210 251V254H213L214 252L216 253L217 252V249L215 248V244L214 243H211L210 240H207L203 243ZM202 247V248H203ZM243 247V246H242ZM20 248V247H19ZM17 247V249L20 251V253L22 254V257H24L25 254H23L24 252L22 251V249H19ZM79 248V247H78ZM24 250V249H23ZM170 251L172 252V250L170 249ZM206 252V251H205ZM27 254V253H26ZM241 254V255H240ZM26 256V255H25ZM215 256V255H214ZM241 257H244L245 259H241ZM26 258V257H24ZM28 260V263L22 261L23 263L25 264H33L28 258H26ZM5 260V259H4ZM18 260V261H19ZM162 260V259H161ZM165 260V259H164ZM252 260V261H250ZM2 261V260H1ZM264 261V260H263ZM231 262V263H230ZM262 262V261H261ZM19 263V262H18ZM260 263V261H259ZM20 264V263H19ZM261 264V263H260ZM263 264V263H262Z\"/></svg>",
	"mask_w": 264,
	"mask_h": 264
},
{
	"label": "water",
	"instance_id": "95a60500",
	"mask_svg": "<svg viewBox=\"0 0 264 264\" xmlns=\"http://www.w3.org/2000/svg\"><path fill=\"white\" fill-rule=\"evenodd\" d=\"M195 39H196L197 43L204 42V39L201 37L196 36ZM32 40H33V38L28 37L26 39V43L31 42ZM4 55H5V51L0 50V59ZM17 57H18V52L14 54V59H17ZM143 60H145V59H143ZM0 69H1V62H0ZM147 70L151 71L153 73L154 77L157 76L156 74H159V73H157V70L155 68L151 67L149 64L147 65ZM207 71L209 74L215 73V71H213V69H208ZM118 72L121 74H124L127 72V70H126V68H124V66L122 64H120V65H118ZM209 90H213V91H215L216 94H219L217 83H209L203 88L204 93H207ZM263 105H264V100H263ZM168 112L174 113L177 116L183 115L182 108L179 106H169ZM43 120L45 122H50L49 119L46 117ZM138 124L139 123L136 122L135 124L133 123L132 125L137 126ZM156 146L161 147L162 144H157ZM17 191L18 190L15 186L14 179H10V180H8V178L2 179V176L0 175V214L7 217L8 219H13L14 215H19L21 213V210L18 209L17 207H15V205L13 204L14 200H16ZM187 203H188V200H187ZM64 231L69 232V233H73L74 235H76L78 237L85 236V237L91 238L90 232H84L76 226H72V228H65ZM4 247H5V245L0 242V248L3 249ZM211 248L212 247L209 244L207 249L211 250ZM13 252L16 253L22 259V261L28 263V260L26 258L22 257V254L20 253V251L17 249V247L15 245L13 246Z\"/></svg>",
	"mask_w": 264,
	"mask_h": 264
},
{
	"label": "crops",
	"instance_id": "0c3cea01",
	"mask_svg": "<svg viewBox=\"0 0 264 264\" xmlns=\"http://www.w3.org/2000/svg\"><path fill=\"white\" fill-rule=\"evenodd\" d=\"M231 47V51H232V47L233 48H235L234 47V44L232 45V46H230ZM230 47H229V49H230ZM242 48V47H241ZM240 48V49H241ZM230 51V50H229ZM231 51H230V53H231ZM237 51H238V53H236V54H232L231 53V55L228 57V59L230 60V62L232 63L233 62V66H236V65H242L243 64V62L245 63L246 62V58H244V52L243 51H241V50H238L237 49ZM232 55H235V56H232ZM238 58V59H237ZM243 61V62H242ZM231 63H230V66H232L231 65ZM239 63V64H238ZM235 64V65H234ZM230 69H232V71H233V73H232V78H231V80H232V83L234 84V86H235V89L236 90H240L241 88H242V82L243 81H241V79H240V77L238 76V70L240 71V73H241V68H239L238 66H237V68H230ZM219 71L221 72L222 70L221 69H219ZM236 72V75L234 74ZM165 73V72H164ZM241 75H242V77L244 78V76H243V74L241 73ZM169 76V75H168ZM237 77V78H236ZM240 80V81H239ZM241 85V86H240ZM240 86V87H239ZM210 99V98H209ZM230 103L229 104H231V106L233 107H235V104H237L238 106H240L238 103L239 102H237L236 103V101H229ZM234 103V105H233V103ZM226 103H228V102H225L224 104H218V106L217 107H219L220 109H223V105H224V107L225 106H227L228 104H226ZM226 104V105H225ZM215 105H217V103H215ZM260 106H262L261 104H260ZM262 110H264V106H263V108H261ZM240 110H243L242 109V106H240ZM219 111V110H218ZM255 112H257L256 114H258V115H263V114H261V110L258 108V107H256V109L254 110ZM241 114V115H240ZM242 113L241 112H238L236 115H234L233 114V118H232V116L231 117H226V118H224V119H228V120H226V121H229V120H231V121H236V122H238L237 124L238 125H240V127H241V129H242V131L244 132V131H246V125L245 124H247L248 123V121H249V119H247L246 118V120H245V116H244V118L242 117ZM213 117V119H211L212 121H220V120H222V119H218L215 115H212ZM262 117H264V116H262ZM232 118V119H231ZM178 119H181V118H178ZM177 119V120H178ZM239 119V120H238ZM255 119V118H254ZM225 121V120H224ZM243 121H245V123H243ZM225 125H227V124H225ZM228 126H231L230 128L231 129H227V128H225V132H222V133H220V134H222L221 136H222V139H226L227 137H229V135L231 136L230 138H233V136H235L234 135V129H233V126H234V124H228ZM242 127H244V128H242ZM235 128V127H234ZM206 129H208V128H206ZM227 129V130H226ZM233 129V132L231 131ZM244 129V130H243ZM209 129L207 130V133H208V136H209ZM227 131H231V133L229 134ZM227 132V134H225ZM219 134V133H218ZM226 135H228V136H226ZM225 136V138H223ZM206 137V136H205ZM261 137V136H260ZM207 139V138H206ZM209 140L210 141H212L211 139H210V137H209ZM242 142V139H240V141L239 142H237V144H240ZM218 143H221V142H217V144ZM214 141H213V143H212V146H210L208 149H211V148H215V147H217L218 145H217ZM223 144V143H222ZM236 144V145H237ZM224 145V144H223ZM223 148H225V147H223ZM240 150V149H239ZM242 150H244V149H242ZM235 159H237L238 161L239 160H241V159H244V158H239L238 159V157L237 158H235Z\"/></svg>",
	"mask_w": 264,
	"mask_h": 264
},
{
	"label": "snow or ice",
	"instance_id": "6c2138e0",
	"mask_svg": "<svg viewBox=\"0 0 264 264\" xmlns=\"http://www.w3.org/2000/svg\"><path fill=\"white\" fill-rule=\"evenodd\" d=\"M247 2L249 4H251L252 7H256V8H260V9H264V0H247ZM145 35H147V33H145ZM133 75H138L137 73H133ZM236 99H239V97H237ZM209 119H213L212 117H209ZM107 123V122H106ZM217 123L221 124V125H225V124H237L238 122L236 121H224V120H220L217 121ZM233 175L234 176H238L240 178L246 177L248 176L247 173H236L235 170H233ZM250 179H255L254 177H249ZM233 183L235 181H232ZM256 186L260 189V193H259V203L264 204V182H257ZM116 191H119V189H115ZM89 191H96V189H89ZM209 196L211 197V194L209 193ZM253 200H257V194L253 195ZM211 203L212 204H219V205H223L226 207H232L235 208V212H230L229 215H240L241 217H243L244 219H248L249 217L253 216L254 213L248 212L247 209L243 208L242 206H239L240 204H242L241 202H234L232 200L231 196H222L219 199H211ZM261 219H264V217H261ZM194 236H196L195 233H193ZM217 235H220L219 233H217ZM199 238V237H197ZM244 251L248 252L249 249L244 246ZM241 259H245L244 257H241ZM251 264H258V262L256 261H252Z\"/></svg>",
	"mask_w": 264,
	"mask_h": 264
},
{
	"label": "flooded vegetation",
	"instance_id": "af4514ba",
	"mask_svg": "<svg viewBox=\"0 0 264 264\" xmlns=\"http://www.w3.org/2000/svg\"><path fill=\"white\" fill-rule=\"evenodd\" d=\"M138 122V121H137ZM140 124V123H139ZM140 127V126H139ZM134 133L133 135H131L129 138H131L130 139V141L129 142H133V139H134V137H135V129H134V127H132L131 129H130V133ZM130 133H128V134H130ZM127 134H125V136H126ZM137 137V136H136ZM239 147V146H238ZM155 150L156 149V147H154V148H151V149H148V150H150L148 153H146V154H149L152 150ZM121 155H128V153H125V154H121ZM187 189V186H186V188H185V190ZM189 192L191 193L192 192V189L189 187ZM184 202H185V198H184Z\"/></svg>",
	"mask_w": 264,
	"mask_h": 264
}]
</instances>
